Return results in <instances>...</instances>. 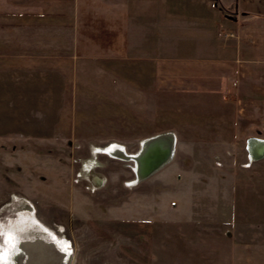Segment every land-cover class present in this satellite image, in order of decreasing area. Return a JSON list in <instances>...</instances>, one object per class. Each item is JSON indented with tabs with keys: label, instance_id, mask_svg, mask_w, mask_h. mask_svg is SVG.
<instances>
[{
	"label": "rangeland",
	"instance_id": "374dc122",
	"mask_svg": "<svg viewBox=\"0 0 264 264\" xmlns=\"http://www.w3.org/2000/svg\"><path fill=\"white\" fill-rule=\"evenodd\" d=\"M9 56L0 52V245L4 225L28 228L21 214L33 212L72 250L69 264H264V160L223 164L224 187L210 172L209 186L176 173L171 187L140 180L135 161L104 149L143 146L140 82L117 61L27 67Z\"/></svg>",
	"mask_w": 264,
	"mask_h": 264
},
{
	"label": "crops",
	"instance_id": "0c3cea01",
	"mask_svg": "<svg viewBox=\"0 0 264 264\" xmlns=\"http://www.w3.org/2000/svg\"><path fill=\"white\" fill-rule=\"evenodd\" d=\"M0 50L27 67L117 61L140 82L135 154L162 135L172 147L147 176L135 164L140 180L209 186L214 173L224 187L223 164L248 162L251 141H264V0H0Z\"/></svg>",
	"mask_w": 264,
	"mask_h": 264
},
{
	"label": "bare ground",
	"instance_id": "6f19581e",
	"mask_svg": "<svg viewBox=\"0 0 264 264\" xmlns=\"http://www.w3.org/2000/svg\"><path fill=\"white\" fill-rule=\"evenodd\" d=\"M151 143L147 144L145 149L151 150ZM96 147L92 152L97 154ZM104 149L117 160L124 158L142 164L141 153L129 156L130 154L123 148H114L109 145H106ZM256 153L257 151L254 150L253 155ZM94 157L95 155L89 159V162H93ZM89 166H92L91 163ZM21 216L26 219V224H29L28 228H24L23 221L18 218L4 225L3 231L6 233V239L5 243L0 245V253L3 255L2 264H18L22 257V259L25 258L24 264H69L68 261L72 254L69 246L43 222H40L33 212L23 213ZM12 226H14L13 229Z\"/></svg>",
	"mask_w": 264,
	"mask_h": 264
},
{
	"label": "water",
	"instance_id": "95a60500",
	"mask_svg": "<svg viewBox=\"0 0 264 264\" xmlns=\"http://www.w3.org/2000/svg\"><path fill=\"white\" fill-rule=\"evenodd\" d=\"M169 136V135H168ZM167 136H158L153 138L150 141H148L147 144L151 143V150H147V148L142 152L141 155V161H142V168H144V171H142V176H147L151 174L152 172L158 170L161 168L169 159L172 152V147L169 145V142H167L165 139ZM252 147L251 151L256 150L257 153L253 155V157H261L264 155V141L263 140H253L251 141ZM145 145V146H146ZM153 145L155 147H153ZM251 146V145H250ZM254 147V149H253Z\"/></svg>",
	"mask_w": 264,
	"mask_h": 264
},
{
	"label": "built area",
	"instance_id": "2783aa9c",
	"mask_svg": "<svg viewBox=\"0 0 264 264\" xmlns=\"http://www.w3.org/2000/svg\"><path fill=\"white\" fill-rule=\"evenodd\" d=\"M261 159H264V155L261 156V157H256V158L255 157H252V155H251L250 160H249V163H251V161H256V160H261Z\"/></svg>",
	"mask_w": 264,
	"mask_h": 264
},
{
	"label": "snow or ice",
	"instance_id": "6c2138e0",
	"mask_svg": "<svg viewBox=\"0 0 264 264\" xmlns=\"http://www.w3.org/2000/svg\"><path fill=\"white\" fill-rule=\"evenodd\" d=\"M2 261H3V255L2 253H0V264H2Z\"/></svg>",
	"mask_w": 264,
	"mask_h": 264
}]
</instances>
